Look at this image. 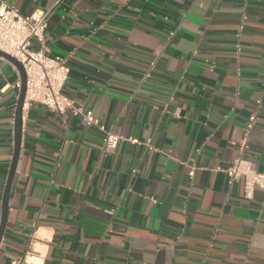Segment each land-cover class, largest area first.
Returning <instances> with one entry per match:
<instances>
[{
	"label": "crops",
	"instance_id": "0c3cea01",
	"mask_svg": "<svg viewBox=\"0 0 264 264\" xmlns=\"http://www.w3.org/2000/svg\"><path fill=\"white\" fill-rule=\"evenodd\" d=\"M57 1L0 0L51 8L31 47L66 58L82 112L22 108L0 264H264V192L223 171L264 172V0ZM18 81L0 59V218Z\"/></svg>",
	"mask_w": 264,
	"mask_h": 264
},
{
	"label": "built area",
	"instance_id": "2783aa9c",
	"mask_svg": "<svg viewBox=\"0 0 264 264\" xmlns=\"http://www.w3.org/2000/svg\"><path fill=\"white\" fill-rule=\"evenodd\" d=\"M50 13L51 8L36 10L30 16H22L15 9L0 5V50L15 58L23 66L26 77L23 107L37 103L59 115L67 110L82 113L79 109H75L74 101L63 94L70 71L66 58L49 56L42 48L34 50L31 47L33 40L42 43ZM12 88L18 93L19 81L14 83ZM3 92L4 88L0 90V94ZM84 119L88 125L93 124L97 127L91 114H85ZM256 120L255 113H251L247 118L243 136L239 141L242 151L247 149ZM98 128L104 134L102 151L113 152L120 138L102 127ZM223 171L228 177L229 184L242 180L245 199H253L256 190L264 192V172L258 171L251 161L238 157Z\"/></svg>",
	"mask_w": 264,
	"mask_h": 264
},
{
	"label": "water",
	"instance_id": "95a60500",
	"mask_svg": "<svg viewBox=\"0 0 264 264\" xmlns=\"http://www.w3.org/2000/svg\"><path fill=\"white\" fill-rule=\"evenodd\" d=\"M0 59L5 60L6 62L10 63L17 71L19 77L20 88L18 91L17 99H16V106H15V113H14V148H13V156L11 159L10 167L8 170L5 188L2 195V203H1V218H0V240L3 234L6 214H7V206H8V198L9 192L11 188V183L13 180L17 158L19 155V148L21 142V133H22V108L25 98V90H26V77L25 71L23 66L20 62H18L15 58L10 56L9 54L0 50Z\"/></svg>",
	"mask_w": 264,
	"mask_h": 264
}]
</instances>
